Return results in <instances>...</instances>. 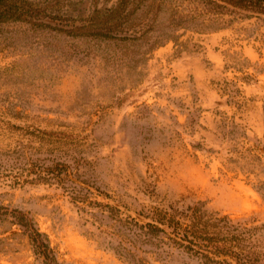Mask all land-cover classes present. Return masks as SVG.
<instances>
[{
  "label": "rangeland",
  "instance_id": "rangeland-1",
  "mask_svg": "<svg viewBox=\"0 0 264 264\" xmlns=\"http://www.w3.org/2000/svg\"><path fill=\"white\" fill-rule=\"evenodd\" d=\"M165 1L1 9L0 205L62 264H214L146 234L194 209L215 259L264 264V13ZM0 264H43L18 224Z\"/></svg>",
  "mask_w": 264,
  "mask_h": 264
},
{
  "label": "trees",
  "instance_id": "trees-1",
  "mask_svg": "<svg viewBox=\"0 0 264 264\" xmlns=\"http://www.w3.org/2000/svg\"><path fill=\"white\" fill-rule=\"evenodd\" d=\"M202 1H205L212 7L198 12V16L213 14L218 18L221 14H224L222 10L234 12L237 10L236 8L245 9L252 13H264V0ZM5 2L6 0H0V13ZM165 2V0H152V4L157 8L156 10H159ZM39 177H42L41 173H39ZM18 178L16 180H20L21 175ZM33 180H38V177ZM180 214L187 218V221L177 219L176 214L165 212L163 217L156 219V223H148L149 230L146 231V234L154 237L159 233H164L178 248L201 254L207 262L222 264L225 260L219 261L214 257L221 254V251H217V247L211 242L212 238H208L207 235L211 232L209 229L210 225L204 224L205 222L202 219L201 213L197 209H194L192 211H182ZM4 222L10 223V225L18 224L21 226L23 234L29 239L35 255L41 259L43 264H62L58 259L57 251L51 245L49 236L40 231L34 221L25 213L0 205V224ZM224 252L227 253L228 251L225 250Z\"/></svg>",
  "mask_w": 264,
  "mask_h": 264
}]
</instances>
